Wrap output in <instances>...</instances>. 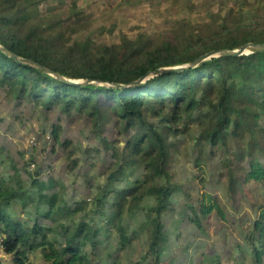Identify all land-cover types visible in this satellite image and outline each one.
Instances as JSON below:
<instances>
[{
    "label": "trees",
    "instance_id": "1",
    "mask_svg": "<svg viewBox=\"0 0 264 264\" xmlns=\"http://www.w3.org/2000/svg\"><path fill=\"white\" fill-rule=\"evenodd\" d=\"M52 2L0 0V40L72 78L129 83L214 49L264 41L261 3L240 6L237 20L224 17L205 29L96 45L90 37L72 36L84 21L74 3L62 17ZM0 93L12 117L37 120V136L45 142L41 154L46 137L52 141L47 155L32 152L29 159L0 144V244L11 264H31L38 250L49 264H163L173 237L182 235L180 223L204 230L213 211L226 220L207 188L208 174L227 178L231 196L247 181L264 184V52L213 57L122 90L68 83L0 51ZM76 120L88 124L87 145L66 133L65 123ZM193 126L199 130L191 140L194 166L207 187L196 199L185 190L188 199L181 203L169 160ZM61 152L64 169L49 159ZM99 164L100 171L92 172ZM71 174L77 178L69 182ZM258 207L250 223L238 225L244 241L238 248L242 260L248 255L264 264V205ZM188 245L196 251L197 240ZM205 261L221 264L218 254H205L199 264Z\"/></svg>",
    "mask_w": 264,
    "mask_h": 264
},
{
    "label": "rangeland",
    "instance_id": "2",
    "mask_svg": "<svg viewBox=\"0 0 264 264\" xmlns=\"http://www.w3.org/2000/svg\"><path fill=\"white\" fill-rule=\"evenodd\" d=\"M72 3L82 11L84 20L80 29L72 36L90 37L96 45H102L119 44L124 36L132 38L143 34L153 39L168 38L190 28L205 29L213 23L221 22L224 17L237 20L240 6L264 4V0H53L52 5L55 12L63 17L69 14ZM46 6L47 2H43L40 8L44 9ZM69 33L70 31H67V34ZM10 109L0 93V144H7L10 152L16 157L19 151L26 152L25 156L28 159L32 152H37V157L47 155L52 143L50 136L46 137L48 146L46 153L41 154L45 142L37 136L36 132L39 130L37 120L28 119V114H25L24 121L16 119L11 116ZM55 117L56 115L52 113L49 116L50 121ZM65 125L69 136L79 139L81 144L90 143L85 137L89 130L84 120H76ZM197 131H199L197 127L193 126L187 138L176 144L169 160V172L182 188V191L175 193V197H178L181 203L188 199L183 194L185 190L190 189L192 193L194 192L193 199H196L207 187L200 182L199 175L202 170L194 166L197 153L194 152L191 140ZM62 153L53 154L49 159L55 167L62 168L63 165L64 169L67 159ZM215 164H219L218 158H215ZM101 166L99 164L92 172L100 171ZM30 168L34 169L33 162ZM218 169L220 168L216 171ZM68 178L70 182L77 177L71 174ZM207 178L209 180L207 188L225 211L226 220L219 216L217 211H213L203 221L204 230H192L187 222L180 223L182 235L180 238L173 237V246L163 264H199V260H203L205 254H218L221 264H255L248 255H245L244 260L241 258L238 247L244 241L238 225L250 223L256 215L254 211L259 210L258 206L264 205V184L259 185L253 180L247 181L242 185L241 192L231 196L226 189L227 178H222L215 171L208 174ZM252 204L255 205V209H252ZM174 206L179 210L177 202ZM176 224L177 222L172 220V227ZM191 238L197 240L196 251L188 245ZM171 258L173 261L170 263ZM11 260V255L5 254L0 246V262L11 264ZM30 261L31 264H49L42 258L40 250L31 254ZM203 264L211 263L205 261Z\"/></svg>",
    "mask_w": 264,
    "mask_h": 264
},
{
    "label": "water",
    "instance_id": "3",
    "mask_svg": "<svg viewBox=\"0 0 264 264\" xmlns=\"http://www.w3.org/2000/svg\"><path fill=\"white\" fill-rule=\"evenodd\" d=\"M0 51H2L3 53L7 54L8 56L16 59L17 61L21 63L33 65L41 69L44 73L50 76L56 77L62 81L68 82V83L81 84V85L102 84L104 86L113 87L116 89L127 90L131 88L139 87L142 83L146 82L148 79L160 73L170 72V71L178 72V71L189 70L191 68L198 66L203 61H206L213 57L242 56V55H250V54L258 53V52H264V41H260V42L248 41L234 48L214 49L212 51H209L197 57L191 62L179 63L175 65H165V66L159 67L157 70L150 71L146 76L138 80L131 81L129 83H118V82L110 83V82H103V81L94 80V79L72 78V77L63 75L62 73L55 71L34 59L23 57V56L16 54L11 49H9L1 40H0Z\"/></svg>",
    "mask_w": 264,
    "mask_h": 264
},
{
    "label": "built area",
    "instance_id": "4",
    "mask_svg": "<svg viewBox=\"0 0 264 264\" xmlns=\"http://www.w3.org/2000/svg\"><path fill=\"white\" fill-rule=\"evenodd\" d=\"M2 247V245H0Z\"/></svg>",
    "mask_w": 264,
    "mask_h": 264
}]
</instances>
